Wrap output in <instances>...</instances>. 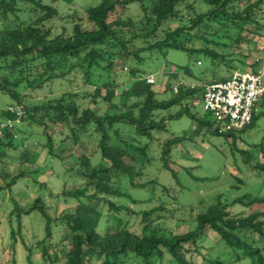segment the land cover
Returning <instances> with one entry per match:
<instances>
[{
	"label": "trees",
	"instance_id": "16d2710c",
	"mask_svg": "<svg viewBox=\"0 0 264 264\" xmlns=\"http://www.w3.org/2000/svg\"><path fill=\"white\" fill-rule=\"evenodd\" d=\"M198 2L205 6L204 10L196 9ZM263 7L264 0H101L80 15L77 10L60 12L47 0H0V93L10 98L8 104L18 103L26 108L25 122L38 125L46 139V156L52 162L50 165L44 158L38 168L29 166L9 179L0 163L6 181V186L0 184V189L12 188L20 178L39 172L59 175L68 161L57 149L69 139L73 142V152L69 155L72 161L67 164V170L74 181L65 184L55 196L62 195L67 201L74 198L75 205L54 218L44 200L45 194L29 201L28 207L12 198L14 207L9 214L15 216L18 225L17 230L11 228L13 246L17 235H23L24 217L41 211L46 219L43 238L32 243L23 241L27 264H35V251L40 253L43 264L136 261L157 264V260L169 256L177 264H225L211 256L203 243L210 231L237 251V261L247 258L249 264H264V209L245 211L264 203L262 193H245L228 201L222 200L223 194L219 193L204 211L183 205L190 212L184 211L181 217L175 208H170L175 199L158 201L152 208L139 211L114 200L119 196L130 198L134 204L155 200L153 196L133 197L123 187L126 179L133 188L159 185L176 198L184 188L181 171L190 170L178 164L173 150L207 134L224 136L231 151L243 156L254 174L264 173V134L259 142L244 138L248 146L243 148L237 141L264 115V110H260L264 107V95L257 103L251 123L241 129L223 130L221 122L210 112L204 110L201 114L194 110L206 83L227 79L235 70L260 73L264 60L249 59L251 51L260 49L264 43ZM52 20L63 21L60 32L55 33L53 26L48 25ZM84 20L88 26L83 24ZM68 22L72 23L70 31L65 25ZM244 45L249 47L248 53L241 51ZM171 48L190 55L198 53L210 60V67L198 75L191 65H180L166 74L163 90L156 87V79L154 83L147 81V76L153 74H140L138 67H130L131 76L128 80L124 78L126 82L117 79V68L122 71L128 61H141L145 52L166 54ZM235 55L240 56L238 60L234 59ZM179 76L195 82L196 86L179 84ZM78 79L81 81L76 83ZM177 83L175 91L173 86ZM56 86L64 89L50 96ZM159 93H165V97H159ZM6 116L5 107L1 119ZM184 116L196 123V133H172L161 141L159 150L161 168L172 175L174 183L160 184L156 175L143 180L154 157L150 140L155 138V133L167 130L170 120ZM49 124L55 127L54 133L49 130ZM20 127L17 138L7 131L0 140V161L3 155L8 156V150L19 148L31 134L28 127ZM32 158L35 161L38 155ZM173 163L180 167H174ZM237 179L243 182L240 177ZM37 182L39 188L47 189L45 184ZM236 205L242 206L239 211L234 209ZM123 211L141 217V232L132 229L128 221L123 223L122 218L107 232L98 231L103 217L109 221L110 216ZM169 220L196 221V226L175 231L170 229ZM53 221L62 225L58 242L53 241ZM67 242L68 248L61 252V246Z\"/></svg>",
	"mask_w": 264,
	"mask_h": 264
},
{
	"label": "rangeland",
	"instance_id": "374dc122",
	"mask_svg": "<svg viewBox=\"0 0 264 264\" xmlns=\"http://www.w3.org/2000/svg\"><path fill=\"white\" fill-rule=\"evenodd\" d=\"M101 0H73V2H68L64 0H59L55 3H51L47 0V3L59 8L60 12L71 13L77 10L80 15L85 14V10L90 7L97 5ZM196 9L204 10L205 6L201 3H196ZM264 12V7H263ZM63 21L52 20L48 22V25H52L54 32L58 33L61 31L59 25ZM83 24L88 26V22L84 20ZM68 31L71 30L72 23L68 22L65 24ZM199 46L200 41L197 43ZM248 46H242V52L248 53ZM251 57L249 60L262 58L264 60V43L261 44L260 49H253L251 51ZM238 56H234L235 60H238ZM241 58H244L241 56ZM198 59L202 60V64L198 65L196 61ZM191 65L192 69L196 74L204 73L210 67V60L200 54L190 55L186 51L178 49H167L166 54L160 51L145 52L143 54V59L141 61L130 60L125 63L123 70L117 68V79L121 82H126L130 79L131 74L129 73L130 67H138L140 74H153L156 79V87L159 90H163L162 85L163 80L169 72L176 71L180 65ZM262 78L264 80V66L260 71ZM211 76H209L210 79ZM126 80H125V79ZM78 81H81L78 79ZM56 86L54 92H50L49 95L55 96L62 92V87ZM91 88V87H90ZM78 89V88H77ZM79 90V89H78ZM159 97H165V93H159ZM10 98L5 94L0 93V119L1 110L6 107L10 102ZM195 111H199L204 114V108L201 103H196ZM260 110H264L261 106ZM28 125V126H26ZM29 128L31 134L23 140L21 146L17 149L8 150V156L3 155L0 161L3 164V168L7 171L8 179L14 174L18 173L22 169L38 168L39 164H43L44 158L52 165V162L46 156V147L44 143L46 141L45 136H43L39 130L40 128L36 123L29 124L25 122L21 125V129ZM197 126L196 123L190 119L188 116H184L178 120H170L168 122V129L162 132L155 133V138L150 140V147L153 149V160L151 167L149 168L147 174L143 177V180H147L149 176L152 177L156 175L159 179L160 184H171L174 183L172 175L165 169L161 168L159 150L161 146V141L169 138L172 133L175 135H182L184 133L192 135L196 133ZM49 130L54 133L55 127L49 124ZM264 134V115L260 116L257 120L256 125L243 133V139H238V146L240 148L248 146V142H259L261 136ZM24 136V135H23ZM56 135H54L55 137ZM23 138V137H21ZM246 138L247 141L244 140ZM55 140L59 142V138L56 136ZM144 141L149 142V138H145ZM152 141V142H151ZM73 142L69 139L66 143L57 149L59 154H62L64 158L68 161L64 163L62 171L58 173L59 175H49L42 174L41 172L33 174L31 176L22 177L19 182L12 188L3 187L0 189V264H27L26 262V248L23 243H32L36 238H43L45 236V226L46 219L41 211H34L30 216H26L23 219L22 234L17 235L15 239L16 244L13 246L11 237V228L17 230V220L14 215H10V211L14 207L12 198L18 200L22 206L28 207V202L33 200L39 194L44 195V200L48 205V210L50 214L57 218L64 209L72 207L75 205V199L70 198L69 201L64 200L63 196H55L60 189L63 188L65 184H70L74 181V177L71 171L67 170V164L72 161L69 156L73 152ZM38 155V158L34 161L32 157ZM173 157L178 161L180 166L186 167V169L181 171V179L184 184L178 193L176 198L175 195L167 194L162 190V187L157 185H149L147 188H133L129 186V180L124 181V189L128 191L133 197L137 198H147L148 196L155 197L153 202H145L142 204H134L130 198L126 196L113 197L119 204L130 205V208L135 211L149 209L157 204L158 201L172 202L173 199L176 200L175 204L170 203V208H175L177 216H183L185 209L184 207H189L190 205L196 209V211L201 212L206 209V207L215 202L216 196L222 193V200L228 201L232 200L236 196L243 195L245 193H262L264 194V173H253L249 169L248 162L241 156L238 152L233 153L230 146L225 141L224 136L217 135H205V137H197L196 140H188L184 146L180 149L173 150ZM30 160V161H28ZM174 167L177 166L175 163L172 164ZM59 170V167H55ZM185 169V168H184ZM238 172L240 174L238 175ZM238 177H240L243 182H238ZM36 178L39 183L42 182L47 186L45 188H39L40 184L37 181L33 182ZM32 180V181H31ZM0 184L6 186V181L3 179L2 172L0 171ZM60 198V199H59ZM72 200V201H71ZM174 202V201H173ZM184 205V207H182ZM241 205L234 206L236 211H239ZM190 208V207H189ZM264 209L263 204H255L252 208H247V211H252V209ZM191 209V208H190ZM188 210V213L190 212ZM109 221L106 217L101 220L98 231L105 233L111 226H116L119 222V218H122L123 223L129 222L132 229L137 232H141L142 226L140 224L141 217L137 216L135 213L123 211L118 216L112 215L109 217ZM55 233L53 235V241L58 242L61 233L59 230L62 229V225H57L52 222ZM170 229L175 231H183L196 226V221H172L168 222ZM219 236L214 231H210L209 237L203 240L204 245L207 246L208 251H210L211 256L222 259L225 264H249V260L242 259L237 261V251L231 250L223 240H218ZM251 240L252 238L249 237ZM69 242L66 245L61 246V252L66 251ZM204 252L206 248H202ZM35 264H43L40 253L34 252ZM131 264H139V262H134ZM157 264H177L174 259L170 256L166 260H157Z\"/></svg>",
	"mask_w": 264,
	"mask_h": 264
},
{
	"label": "built area",
	"instance_id": "2783aa9c",
	"mask_svg": "<svg viewBox=\"0 0 264 264\" xmlns=\"http://www.w3.org/2000/svg\"><path fill=\"white\" fill-rule=\"evenodd\" d=\"M201 64V61L198 60ZM147 81L155 82L154 75L147 76ZM179 84L189 87L196 86L193 81L185 77H178ZM178 83L173 86L178 90ZM264 95V80L261 73L251 70H235L224 80L208 82L196 103H201L205 111L210 112L222 124L223 130L241 129L251 123L257 103ZM8 116L0 119V140L7 131L17 138L18 128L28 118L26 108L18 103L6 106Z\"/></svg>",
	"mask_w": 264,
	"mask_h": 264
}]
</instances>
